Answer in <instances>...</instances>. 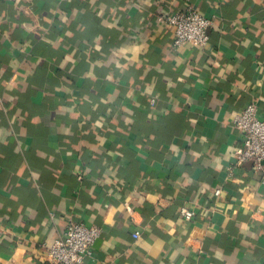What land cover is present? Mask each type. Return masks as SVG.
Instances as JSON below:
<instances>
[{
	"label": "crops",
	"instance_id": "0c3cea01",
	"mask_svg": "<svg viewBox=\"0 0 264 264\" xmlns=\"http://www.w3.org/2000/svg\"><path fill=\"white\" fill-rule=\"evenodd\" d=\"M188 5L204 47L157 16ZM249 102L264 118V0H0V264H51L73 220L100 228L80 264H264Z\"/></svg>",
	"mask_w": 264,
	"mask_h": 264
},
{
	"label": "built area",
	"instance_id": "2783aa9c",
	"mask_svg": "<svg viewBox=\"0 0 264 264\" xmlns=\"http://www.w3.org/2000/svg\"><path fill=\"white\" fill-rule=\"evenodd\" d=\"M157 16L173 33L172 47L190 44L204 47L209 42L208 29L211 19L199 13L193 5L173 12H158ZM151 102L154 98L150 99ZM233 127L241 134V145L236 150V164L250 162L253 168L261 173L264 184V118L260 117L257 104L249 102L236 113ZM215 194L220 192L214 190ZM181 216L190 220L193 211L186 206L180 208ZM100 235L96 225H86L82 221L73 220L67 224L64 234L51 242L42 243L46 259L51 264H80L92 254L95 241ZM138 231L133 233L134 237Z\"/></svg>",
	"mask_w": 264,
	"mask_h": 264
}]
</instances>
